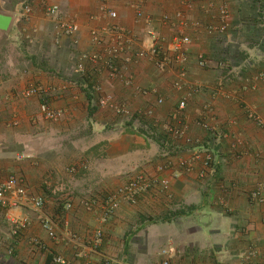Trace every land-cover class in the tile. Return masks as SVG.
Listing matches in <instances>:
<instances>
[{
    "label": "crops",
    "instance_id": "0c3cea01",
    "mask_svg": "<svg viewBox=\"0 0 264 264\" xmlns=\"http://www.w3.org/2000/svg\"><path fill=\"white\" fill-rule=\"evenodd\" d=\"M182 1L0 0V15L12 18L0 29V183L18 176L46 203L8 217L0 210V264H55V256L73 264H159L169 243L180 252L173 264H264V0H216L233 13L225 36L186 30L193 44L181 89L177 71L146 58L132 67L130 86L94 75L98 97L114 95L120 113L94 107L79 83V65L94 68L85 56L110 43L94 30L125 29L140 49L150 25L138 22L137 8L170 37L175 31L160 20L175 17ZM48 7L58 9L55 17L46 16ZM199 17L195 9L192 18ZM60 23L78 31L68 35ZM31 86L45 94L25 98ZM46 101L64 110L59 122L44 118ZM137 173L168 179L170 197L156 191L136 205L122 203L105 223L80 206ZM44 217L56 239L43 229ZM26 218L30 225L13 235L10 220ZM100 227L104 242L93 250Z\"/></svg>",
    "mask_w": 264,
    "mask_h": 264
},
{
    "label": "built area",
    "instance_id": "2783aa9c",
    "mask_svg": "<svg viewBox=\"0 0 264 264\" xmlns=\"http://www.w3.org/2000/svg\"><path fill=\"white\" fill-rule=\"evenodd\" d=\"M183 9L175 14V17L168 15L161 18L162 27L173 29L172 36L158 33L153 25V21L149 16L144 14L140 9L136 10V17L139 21H146L149 26L146 34L148 45L137 49V36L122 28L94 30L92 33L96 36H108L110 43L105 46V42H99L101 50L97 53L85 56V59L90 61L94 68L91 71L86 70L85 65L80 64L76 73L80 74V85L89 88L90 95L94 107L101 109H114L120 113L121 109L116 106L115 97L112 94H106L98 97L101 91L100 87L95 82V74L106 72L111 80L122 81L125 85L132 84V67L140 59L146 58L162 71L174 70L179 73V80L175 83L177 89L183 87L182 78L186 75L187 64L193 38L186 30L191 29L196 33H204L210 37H222L227 35L233 28V13L227 4H217L216 0H183ZM200 11L199 18H192L193 11ZM31 7H25V15L31 14ZM58 13L56 7H48L45 9L46 16L52 18ZM111 19H116L115 12L107 13ZM63 31L72 35L78 31L76 25L60 23ZM199 65L204 67L207 65V59L203 54L198 56ZM130 73L125 77V73ZM194 88L190 89L189 93L194 94ZM45 94V90L39 86H31L24 90L25 98H33ZM161 102V101H160ZM186 103H180V109L185 107ZM41 112L44 118L51 122H59L64 117V110L56 109L46 101L41 105ZM264 126V122H260ZM214 164V157L208 154L205 160V166L209 167ZM163 170V169H162ZM161 170V171H162ZM75 170H73L74 172ZM170 182L168 179H158L155 176H149L145 173H137L133 175L127 183L118 187L115 191L103 198H82L79 204L82 208L99 213L101 221L107 222L122 203L136 205L144 197L160 191V193L169 195ZM45 199L43 197H32L29 195L28 189L22 178L10 175L5 181L0 183V210L6 214L11 211L20 210L22 208H30L35 211H43L45 208ZM65 211H72L74 204L72 201H66L63 206ZM13 225V235L18 236L19 232L25 230L30 225L29 219H13L10 220ZM43 229L48 233L49 237L56 239L54 223L50 218L44 217L41 221ZM104 229L98 228L94 233L92 249L98 250L104 242ZM38 244V242H35ZM177 247L169 243L160 252L159 264H173V259L179 254ZM55 264H73L61 256L54 257Z\"/></svg>",
    "mask_w": 264,
    "mask_h": 264
},
{
    "label": "water",
    "instance_id": "95a60500",
    "mask_svg": "<svg viewBox=\"0 0 264 264\" xmlns=\"http://www.w3.org/2000/svg\"><path fill=\"white\" fill-rule=\"evenodd\" d=\"M12 18L0 15V29L6 31L11 25Z\"/></svg>",
    "mask_w": 264,
    "mask_h": 264
},
{
    "label": "trees",
    "instance_id": "16d2710c",
    "mask_svg": "<svg viewBox=\"0 0 264 264\" xmlns=\"http://www.w3.org/2000/svg\"><path fill=\"white\" fill-rule=\"evenodd\" d=\"M80 81H81V80H80ZM81 88L84 90V92H85V94L87 95L88 100L90 101V104H91V103H92V96L90 95V92H89V88H91V86L87 84V87H86V88H85V87H82V86H81ZM164 220H165V219H163L162 221L165 222ZM156 222H157V221H156Z\"/></svg>",
    "mask_w": 264,
    "mask_h": 264
}]
</instances>
